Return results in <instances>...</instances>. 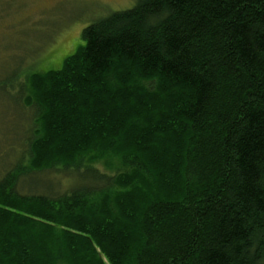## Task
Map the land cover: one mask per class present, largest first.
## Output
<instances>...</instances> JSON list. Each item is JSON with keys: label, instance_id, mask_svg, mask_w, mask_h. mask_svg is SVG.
Returning a JSON list of instances; mask_svg holds the SVG:
<instances>
[{"label": "trees", "instance_id": "trees-1", "mask_svg": "<svg viewBox=\"0 0 264 264\" xmlns=\"http://www.w3.org/2000/svg\"><path fill=\"white\" fill-rule=\"evenodd\" d=\"M83 40L12 81L0 264H264V0H138Z\"/></svg>", "mask_w": 264, "mask_h": 264}, {"label": "rangeland", "instance_id": "rangeland-1", "mask_svg": "<svg viewBox=\"0 0 264 264\" xmlns=\"http://www.w3.org/2000/svg\"><path fill=\"white\" fill-rule=\"evenodd\" d=\"M137 2L0 0V165L6 162L3 159L6 154L13 156L6 144L13 143L22 153L28 149L26 138L34 111L23 105L19 87H12L17 77L20 79L28 70L60 69L63 61L84 45L83 31L87 27L112 13L132 9ZM19 67L21 73L17 72ZM16 148H13L15 152ZM95 167L101 173L113 176L118 162L112 159ZM46 176L44 178L54 184L62 181L66 185L73 180L58 173Z\"/></svg>", "mask_w": 264, "mask_h": 264}]
</instances>
